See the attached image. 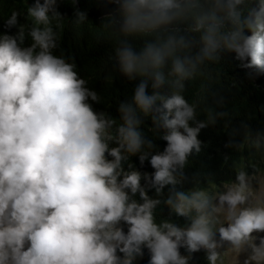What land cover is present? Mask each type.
I'll return each mask as SVG.
<instances>
[{"label": "clouds", "instance_id": "9594fccd", "mask_svg": "<svg viewBox=\"0 0 264 264\" xmlns=\"http://www.w3.org/2000/svg\"><path fill=\"white\" fill-rule=\"evenodd\" d=\"M110 2L98 38L120 73L141 78L119 120L93 109L102 95L55 54L68 23L58 0L6 17L18 31L0 34V264H136L144 251L148 264H189L196 252L194 264H264V131L233 130L243 138L225 147L251 154L234 161V180L184 175L201 130L230 115L211 91L222 54L234 53L249 76L264 73V0ZM74 15L76 29L88 23ZM189 84L202 85L191 101ZM145 119L158 147L141 130ZM137 155L151 174L129 162ZM162 203L174 223H157Z\"/></svg>", "mask_w": 264, "mask_h": 264}, {"label": "trees", "instance_id": "16d2710c", "mask_svg": "<svg viewBox=\"0 0 264 264\" xmlns=\"http://www.w3.org/2000/svg\"><path fill=\"white\" fill-rule=\"evenodd\" d=\"M33 3L34 0H0V34L14 35L18 28L7 29L5 27L6 17L14 9L26 13L27 6ZM115 8L116 5L110 0H76L75 4L72 0H58V10L68 23L63 29L60 46L55 50V54L62 55L68 63H74L79 75L89 80L88 87L102 95L104 101L100 103L89 100L93 109L96 112H106L119 120V104L131 100L134 89L141 82V78L129 80L120 73L118 67L114 66V62L109 59L110 55L114 54L112 45L103 37L98 38L101 32L99 28L102 27L104 18L112 14ZM77 9L85 12L88 20V23L79 29L72 24ZM18 19L20 24L29 23L25 15H21ZM246 34L251 33L246 30ZM30 44V38L26 39L24 46H30ZM239 63L234 59V53H223L221 64L212 69L215 85L212 86L211 91L224 98L225 110L229 111L230 115L226 119H218L215 124H209L201 130L198 139L202 142V150L198 155L189 158V163L184 170V175L188 176L191 181L197 179L198 181L210 180L214 183H224L234 180V161L241 157L248 161L251 159V154L247 149L237 152L225 147L230 139L238 143L243 138L239 134L233 137V130L239 131L241 124L246 123L253 132L264 131V111L261 110L264 108V73L256 74L253 71V75L249 76L248 72L252 70L241 68ZM109 74L112 76V81L106 80ZM201 86L193 87L189 84L185 93L186 99L191 101L193 93ZM147 91L149 94L152 93L151 84ZM209 102L212 103L211 98ZM198 119L205 120L206 116L202 113ZM152 128V121L145 119L141 130L144 135H147L145 138L152 140L158 147L162 139L151 130ZM225 156L229 157L227 161H225ZM129 162L142 174H151L149 161L141 164L137 155L131 157ZM125 169L127 170V164H125ZM248 171L251 173L253 169L249 168ZM169 187H165V196ZM148 195L156 198V194L150 190H148ZM177 217L178 215L163 203L156 209L157 223L164 220L174 223ZM123 227L127 231V225ZM198 255L199 252L193 253V259L189 261V264H194L195 259L197 262ZM149 259L148 253L144 251V256L137 258L136 264H148Z\"/></svg>", "mask_w": 264, "mask_h": 264}, {"label": "rangeland", "instance_id": "374dc122", "mask_svg": "<svg viewBox=\"0 0 264 264\" xmlns=\"http://www.w3.org/2000/svg\"><path fill=\"white\" fill-rule=\"evenodd\" d=\"M220 188H222V186H221ZM260 235H264V233H261ZM217 238H218V236H217ZM227 247H228V245L225 244L223 249L226 250ZM240 259H241V261H242V260L244 259V255H242Z\"/></svg>", "mask_w": 264, "mask_h": 264}]
</instances>
